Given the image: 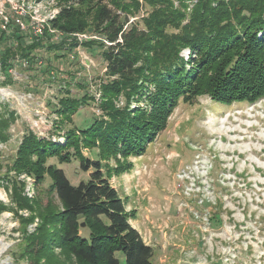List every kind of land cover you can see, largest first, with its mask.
<instances>
[{
  "label": "trees",
  "instance_id": "trees-1",
  "mask_svg": "<svg viewBox=\"0 0 264 264\" xmlns=\"http://www.w3.org/2000/svg\"><path fill=\"white\" fill-rule=\"evenodd\" d=\"M104 1L73 0L50 22L53 29L67 33L86 31L92 24L109 43L107 48L104 42L86 44H98L107 63L109 81L101 85L99 105L102 116L88 128L68 129L64 144L28 132L11 162L10 168L36 182L43 181L46 173L50 176L47 205L38 199L30 203L21 191H12L20 210L31 213L24 220H39L32 233H25L23 255L33 264H154V249L130 223L125 200L110 183L103 162L146 154L181 102L192 104L207 96L230 107L264 99V0ZM9 32L10 36L0 32L5 73L13 54L27 61L23 66L28 71L38 67L33 57L40 54L38 50L47 48L57 58L66 52L63 44L51 45L46 38L23 44L22 36L14 49L8 40L15 39L17 31ZM186 49L188 57L182 54ZM49 62L44 61V71L38 67L48 77ZM121 98L123 106L118 105ZM89 100L94 101L88 95L62 99L57 112L70 121ZM11 117L13 113L0 110V144L11 141ZM93 148L98 154L84 156V149ZM73 159L89 173L88 180L78 185L53 163ZM1 168L0 164V174ZM117 169L126 167L122 163ZM5 209L0 204V213Z\"/></svg>",
  "mask_w": 264,
  "mask_h": 264
},
{
  "label": "rangeland",
  "instance_id": "rangeland-1",
  "mask_svg": "<svg viewBox=\"0 0 264 264\" xmlns=\"http://www.w3.org/2000/svg\"><path fill=\"white\" fill-rule=\"evenodd\" d=\"M72 5L73 0H0V32L10 36L9 30L17 31L15 39L8 40L12 48L22 36L23 44L46 38L51 45L63 44L66 51L62 58L47 48L33 54L42 71L50 60L48 77L37 66L27 71L28 65L23 66L27 61L14 54L7 59L12 66L5 73L0 47V110L13 113L11 141L0 144V204L6 208L0 213V264H33L23 255L25 233H32L39 220H24L31 213L20 210L12 191H21L30 203L38 199L47 205L51 200L48 173L36 182L10 168L24 135L32 132L64 144L68 129L88 128L102 116L99 105L101 85L109 81L107 63L98 44H86L104 42L107 48L109 43L97 34L90 17L86 31L67 33L51 27L62 8ZM18 19L25 29L17 27ZM42 24L43 34L36 37ZM182 54L188 57L189 50ZM10 78L13 81L4 85ZM86 95L94 101L80 107L70 121L57 112L62 99ZM123 104L121 98L118 105ZM83 154L94 157L98 149H84ZM53 163L73 185L89 178L78 159ZM122 163L125 171L117 169ZM103 169L125 200L130 223L153 247L154 264H264V99L230 107L207 96L192 104L181 102L146 154L111 158L103 162ZM54 204L61 207L58 201Z\"/></svg>",
  "mask_w": 264,
  "mask_h": 264
},
{
  "label": "built area",
  "instance_id": "built-area-1",
  "mask_svg": "<svg viewBox=\"0 0 264 264\" xmlns=\"http://www.w3.org/2000/svg\"><path fill=\"white\" fill-rule=\"evenodd\" d=\"M7 19V18H6ZM7 21V20H6ZM16 25H17V27L19 28V29H21L20 27H22V29H25L26 28V26L21 22V20H17L16 21ZM4 28L6 29L7 27L6 26H4ZM43 29H44V27H43V24H42V27H40V28H38L37 30H36V34H38L36 37H40V36H42V34H43ZM39 63L41 64L42 62H41V60L39 61ZM27 64V62L24 64V65H26Z\"/></svg>",
  "mask_w": 264,
  "mask_h": 264
}]
</instances>
